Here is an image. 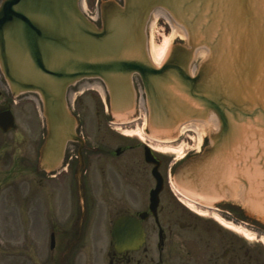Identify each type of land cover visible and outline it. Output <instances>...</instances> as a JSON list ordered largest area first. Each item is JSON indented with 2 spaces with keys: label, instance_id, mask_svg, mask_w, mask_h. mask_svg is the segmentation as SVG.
Returning a JSON list of instances; mask_svg holds the SVG:
<instances>
[{
  "label": "water",
  "instance_id": "95a60500",
  "mask_svg": "<svg viewBox=\"0 0 264 264\" xmlns=\"http://www.w3.org/2000/svg\"><path fill=\"white\" fill-rule=\"evenodd\" d=\"M232 4L236 13L229 16L226 10ZM99 10L100 27L82 14L79 0L0 4V70L13 94L32 92L41 100L47 130L41 168L60 162L67 143L80 142L67 107L69 87L99 80L111 115L122 120L135 106L137 77L150 135L172 137L183 124L214 123L210 145L192 161L190 173L209 181L216 193L207 196L189 188L187 195L218 203L233 199L225 198L224 191L235 192L244 211L257 218L256 211L246 208L253 190L264 202V60L256 58L249 45L255 42L264 55L258 37L264 33V0H255L252 7L248 0H106ZM156 10L166 13L184 37L159 67L147 50V26ZM235 17L239 24L231 31ZM200 52L206 57L191 72ZM11 126L12 116L0 115V127L7 131ZM147 154L145 160L151 163ZM152 174L158 182L156 195L161 185L157 166ZM136 225L128 217L116 221L112 235L117 249L138 247Z\"/></svg>",
  "mask_w": 264,
  "mask_h": 264
},
{
  "label": "flooded vegetation",
  "instance_id": "af4514ba",
  "mask_svg": "<svg viewBox=\"0 0 264 264\" xmlns=\"http://www.w3.org/2000/svg\"><path fill=\"white\" fill-rule=\"evenodd\" d=\"M77 98L73 110L86 144H70L59 169L37 171L40 143L39 138L30 139L31 131L25 137L14 127V136L0 153V182L11 183L13 189L11 210L25 213L29 227L47 228L42 264H264L240 239L184 206L166 173L152 210L156 180L150 174L153 165L144 161V146L162 173L172 165L171 158L117 132L98 93ZM7 99L0 82V111L9 109ZM136 125H142L141 116L124 128ZM5 205L0 196V210ZM215 212L227 214L224 206ZM121 216L139 222L143 241L137 250L114 249L111 228ZM74 227H83L81 239L69 246Z\"/></svg>",
  "mask_w": 264,
  "mask_h": 264
},
{
  "label": "rangeland",
  "instance_id": "374dc122",
  "mask_svg": "<svg viewBox=\"0 0 264 264\" xmlns=\"http://www.w3.org/2000/svg\"><path fill=\"white\" fill-rule=\"evenodd\" d=\"M99 0H84L83 1V9L85 12L93 17H96L97 13V3ZM121 1V0H116ZM161 12V11H159ZM172 26V25H171ZM179 30L177 27L175 29ZM149 31V30H148ZM149 35L154 43L157 45H160L165 38H168L169 43L171 44V47L177 43H179L177 36V33L174 34V30L171 29L162 19H159L157 21V24H150V32ZM206 57V53L200 52L196 55L194 60V65L199 64L204 58ZM92 80L88 79L87 81H81L78 84H83L82 86H79L77 88V91L86 90L87 87L92 86L89 84ZM88 85V86H87ZM74 90V89H73ZM72 101V100H71ZM11 100H8V103H10ZM37 104H36V97L33 94H23L19 96L15 102V104L11 105L12 111L14 113V116H17L16 119V127L19 131H26L28 128H31L33 131V137L34 140H37L36 135L42 129V121L40 120L38 114H37ZM15 116V118H16ZM18 120V121H17ZM138 120V119H137ZM136 120V121H137ZM138 122V121H137ZM142 123H143V114H142ZM209 127H205L206 130L204 133H194V132H185L181 137L178 138V141L175 143H170V146L175 148L176 151L169 154H161L166 156H172L173 158H176L178 155V152L181 151V155L185 154L190 147L193 145L196 146V143L199 139L204 138V134H211L214 131V123H209ZM139 128V125L137 127H132L129 132L131 135L136 137V130ZM122 131V130H121ZM178 135V134H177ZM0 133V141L2 143V146L6 145V142L9 141L12 137L5 136ZM140 139V138H138ZM147 137L145 139H142V141L149 143L154 149H157L158 151L162 152L157 147V143L154 141L148 142ZM139 141V140H138ZM141 141V140H140ZM200 142V140H199ZM162 144V143H161ZM1 149H4L1 147ZM163 153V152H162ZM183 153V154H182ZM168 169L166 168V174L168 173ZM10 191V184L2 183L0 184V194L5 196L6 192ZM4 198V204L7 208L0 210V264H42L43 256L46 254L45 248H44V240H45V228L44 227H29L26 225V217H21L17 214H13L10 210V204L11 200L9 198ZM236 203V202H234ZM210 213L206 215V217H209ZM249 219V222H248ZM226 221L233 223L236 226H242V228L246 229L247 232L254 235V239L252 241L245 240V238H242L239 235H234V237L242 238V242L248 245L249 247L253 248L254 251L251 248H248L245 244H243L246 249H250V252L254 255V252L256 250L257 255L260 256V258L264 261V245L259 241V239L264 240V225L260 221H258L255 217L249 216L243 209L242 214L237 212V214H234L232 216L226 215L225 218ZM243 220V221H241ZM238 221V222H236ZM24 223V226L21 225V223ZM249 223V224H247ZM42 224V220H40V225ZM47 239V238H46ZM259 258V260H261Z\"/></svg>",
  "mask_w": 264,
  "mask_h": 264
},
{
  "label": "bare ground",
  "instance_id": "6f19581e",
  "mask_svg": "<svg viewBox=\"0 0 264 264\" xmlns=\"http://www.w3.org/2000/svg\"><path fill=\"white\" fill-rule=\"evenodd\" d=\"M255 0H248V6L252 7L254 4ZM226 12L228 13V15H232L236 13V9L235 6L232 4L231 7H229ZM231 27L230 30L233 31V29L239 24V20L237 17H235L234 19H232L231 21ZM176 33V31L174 30V34ZM183 37V34H182ZM259 39L262 41V43H264V33H259L258 35ZM149 43H150V47H149V57L150 60L152 62V64L155 67H159L160 65H162V63L164 62L167 54H168V49H169V40L168 38H165L163 40V42L160 45H157L156 43H154L152 41V39H149ZM249 49L252 51L253 55L256 58L262 57L264 60V55H260V53L257 51V47L255 42H252L249 45ZM131 114V113H130ZM129 114V115H130ZM115 120H117V118L115 117ZM123 121H126L127 118H122ZM146 123V120H145ZM195 123V122H193ZM189 124V123H186ZM186 124H183L184 126H187ZM183 126V127H184ZM188 127H184L180 130V134L184 133L185 131H187ZM136 136L139 137L140 139H145V133L143 131V129H137L135 131ZM151 136L150 138H152L154 141L157 142V147L162 150L163 153L169 154V153H173L176 151L175 148L171 147L169 145V143H171L173 141V139L171 137H155L153 135H149ZM163 143V144H161ZM181 152H178V156L177 159H181ZM260 174L258 173L257 177H259ZM231 180V179H230ZM175 187L181 192L184 193L185 195H187L189 193V187L191 189H194L195 187H200L201 190L206 191L209 195H211L210 192H208L209 188L207 186V184L204 185H198L194 182L190 183V184H184L183 183V191L182 189H180L179 186L175 185ZM189 196V195H187ZM251 196L252 199H247V212H253L256 211L257 214V219L260 220L261 222L264 223V202L260 201L259 196L256 192H254V190L251 192ZM229 197V196H228ZM232 197V196H231ZM182 200V199H181ZM184 204H186L188 206V208L192 209L193 211H197L200 215L205 216L207 214V210H201L198 209L194 206V204L188 202V201H184L182 200ZM213 202V200H209L204 202L205 204H211ZM213 219L216 220L218 223H220L221 225H223L225 228L239 234L242 235L244 238H246L248 241H252L254 239V235L247 232L246 229L242 228L241 226H236L231 222L225 221L223 219H221L218 215L213 214ZM261 242L264 243V240L261 239Z\"/></svg>",
  "mask_w": 264,
  "mask_h": 264
}]
</instances>
